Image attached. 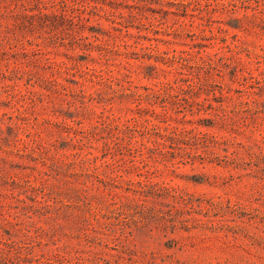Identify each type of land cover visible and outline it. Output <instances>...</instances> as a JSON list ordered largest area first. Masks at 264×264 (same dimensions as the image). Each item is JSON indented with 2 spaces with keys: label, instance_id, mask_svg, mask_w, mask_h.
<instances>
[{
  "label": "rangeland",
  "instance_id": "obj_1",
  "mask_svg": "<svg viewBox=\"0 0 264 264\" xmlns=\"http://www.w3.org/2000/svg\"><path fill=\"white\" fill-rule=\"evenodd\" d=\"M0 264H264V0H0Z\"/></svg>",
  "mask_w": 264,
  "mask_h": 264
},
{
  "label": "trees",
  "instance_id": "obj_2",
  "mask_svg": "<svg viewBox=\"0 0 264 264\" xmlns=\"http://www.w3.org/2000/svg\"><path fill=\"white\" fill-rule=\"evenodd\" d=\"M121 52H125V51H121ZM125 62H127V61H125ZM122 75H123V77H130V74L127 71H123Z\"/></svg>",
  "mask_w": 264,
  "mask_h": 264
}]
</instances>
